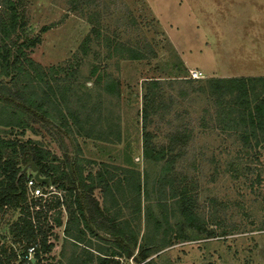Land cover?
Segmentation results:
<instances>
[{
	"label": "rangeland",
	"instance_id": "obj_1",
	"mask_svg": "<svg viewBox=\"0 0 264 264\" xmlns=\"http://www.w3.org/2000/svg\"><path fill=\"white\" fill-rule=\"evenodd\" d=\"M14 1L18 25L6 35L3 28L9 15L5 0H0V52L6 48L17 51L23 70L35 76L39 69L43 79L14 67L8 75L1 73L0 80L11 86L15 81L24 85L27 80V91L37 97L50 94L44 106L58 126L44 120H32L26 128L3 125L1 120L14 107L6 113L0 100V137L17 144L32 140L49 151L48 159L56 155L54 164L64 167L66 155L75 158L84 176H95L104 168L119 173L117 165L157 170L161 163L149 165L142 154L141 111L147 93L153 105L149 104L146 126L152 143L178 152L175 169L189 176L197 209L212 219L214 236L176 240L142 261L112 256L109 264H115L114 260L142 264L149 259L153 264H264V150L253 148L245 154L236 132L222 129L215 120V97L208 92L206 81L212 76L264 75V0ZM35 37L38 41L31 45ZM136 50L141 57L131 58ZM190 68L202 70L204 77H190ZM109 76L118 80L120 94L106 87ZM151 78L158 79L154 86L145 81ZM17 155L21 160L20 148ZM239 155L251 162L250 173L233 175L225 169ZM42 185L46 200L58 197L69 202L65 189ZM129 187L124 185L126 190ZM129 194L126 205L125 196L120 195V204L125 205L121 214L131 219L130 227L139 228V240L145 231L147 243L153 242L151 236L158 242L162 234L155 233L154 223L147 226L144 213L140 219L134 217ZM94 195L105 210L109 198L99 187ZM171 202L169 212L176 205ZM65 206L47 212L44 226H51L48 240L54 247L38 264H57L60 259L69 264L78 258L96 264L99 256L118 249L115 236L105 228L92 221L86 226L88 213L68 223L67 235ZM155 211L160 208L155 206ZM21 212L19 207L0 208V242L17 252L23 241L13 235L12 225ZM56 216L61 217V225L55 223ZM170 217L174 223L175 217Z\"/></svg>",
	"mask_w": 264,
	"mask_h": 264
},
{
	"label": "trees",
	"instance_id": "obj_2",
	"mask_svg": "<svg viewBox=\"0 0 264 264\" xmlns=\"http://www.w3.org/2000/svg\"><path fill=\"white\" fill-rule=\"evenodd\" d=\"M5 3L9 16L3 33L9 35L18 25V5L14 0H5ZM87 39L88 37L84 39V43ZM37 41L38 37H35L31 40V45ZM19 47L18 45L17 49L21 51ZM82 48L85 51L86 47L82 45ZM130 57L139 58L141 53L136 50ZM22 66L17 51L6 48L0 52V75L1 73L8 75L12 68L17 67L18 72H25V75L35 79H43L42 71L39 69L34 68L36 71L34 76L29 70H23ZM157 80L145 79L151 86H154ZM105 81L107 88L111 87L117 94H120L117 79L109 76ZM206 81L208 92L215 97L217 106L215 120L222 124V129L236 132L242 144L243 153L249 154V150L253 148H257L256 152L264 150V75L212 76ZM23 82L25 84L20 85L15 81V85L11 86L0 80L2 109L7 113L9 107H14L12 113L7 117L4 115L5 117L1 120L2 124L26 128L30 127L32 120H44L58 126V123L51 117L49 108L44 106L50 94L37 97L36 94L27 91L25 85L28 81ZM257 82H261L260 87L257 86ZM154 99L152 96V101ZM149 104V95L146 93L143 95L141 111L142 154L149 165L161 163L157 170H150L146 167L141 171L134 166L117 165L115 168L120 170L119 173L104 168L99 170L95 176L92 173L84 176L82 167L78 165L75 158L66 155L68 164L64 167L54 164L53 161L57 159L56 155L48 159L46 154H49V151L32 143V140L17 144L12 139L0 137V208L10 206L21 209V215L13 222L12 232L15 237L19 238V241H23V248L18 252L12 247L7 249L0 242V264H38V261L43 259L47 253H51L54 247V243L48 240V228L51 226L45 227L44 222L48 218L47 212L50 208L65 206V204L69 213L64 227L67 235H70L68 223L74 221L76 223L80 217L88 213V218H85L87 227H90L89 222L92 221L115 236L118 249H112L99 256L96 264H109L112 256L122 255L132 256L136 261H142L161 247L170 245L176 240L197 239L216 234L215 230L210 227L212 225L210 216L207 217L204 212L197 209V198L192 194L188 185L189 176L175 169L174 162L178 152H172L171 146H156L152 143L151 133L146 127L151 113L150 105L152 104ZM17 109L19 114H16ZM58 112L63 115L60 109ZM70 140L73 142L74 138ZM18 148L23 155L21 160L17 155ZM31 159L41 167L42 175L49 177L50 184H57L58 187L68 192L69 202L67 199L58 197L50 201L42 196L28 198L26 182L31 172L26 174V171L21 172V169ZM235 160L237 161H229L225 169L231 171L233 175L251 172V162H247L240 155ZM259 176L260 174H257L256 177ZM125 184L127 187L130 186L129 190L124 188ZM97 187L101 189L104 197L109 198L110 204L105 206V210L100 208L98 199L94 195V189ZM128 193L133 196L130 200L134 201L131 211L134 217L140 219L144 213L146 225L154 223L155 233L162 234L158 242H154V236H151L153 242L147 243L146 236L148 235L145 231L141 233L139 240V228L130 227L131 219L121 214L122 207H125L127 203L125 199L128 198ZM153 193L155 197H152ZM120 195L125 196L124 199L122 197L125 200L123 206L120 204L122 201ZM143 198L144 204L142 203ZM41 200L44 202L42 203ZM210 200L211 204L215 201L214 197ZM171 201L176 205L169 212L167 208L172 203ZM36 204L41 207L33 208ZM114 205L117 208L111 210L110 207ZM155 206L160 208V212L155 211ZM110 210L111 212L107 214ZM170 216L175 217L174 223L171 222ZM54 221L58 225L62 224L60 216H56ZM91 231L93 232L92 229ZM31 247L33 254L30 256L29 248ZM14 259H17L15 260L17 262H14ZM90 261L78 258L74 263L69 264H87ZM114 262L118 264V260ZM57 264L68 263L60 259ZM142 264H153V262L149 259Z\"/></svg>",
	"mask_w": 264,
	"mask_h": 264
},
{
	"label": "built area",
	"instance_id": "obj_3",
	"mask_svg": "<svg viewBox=\"0 0 264 264\" xmlns=\"http://www.w3.org/2000/svg\"><path fill=\"white\" fill-rule=\"evenodd\" d=\"M190 77L192 78H201L204 77V73L202 70L200 69H196V68H190ZM45 183H40L38 182L34 176H33V172L31 171V175L28 176L27 182H26V193L28 194V196L30 197H38V196H45L46 192L43 189V185ZM50 186L53 187L50 183L49 184H45V187ZM50 191H48L47 193H49ZM45 198V197H44ZM32 247L29 248V253L31 254L32 252Z\"/></svg>",
	"mask_w": 264,
	"mask_h": 264
},
{
	"label": "water",
	"instance_id": "obj_4",
	"mask_svg": "<svg viewBox=\"0 0 264 264\" xmlns=\"http://www.w3.org/2000/svg\"><path fill=\"white\" fill-rule=\"evenodd\" d=\"M27 170H31L33 172V176L38 182L45 184L50 183L49 177L42 175L41 167L37 165L32 159L22 167L21 172Z\"/></svg>",
	"mask_w": 264,
	"mask_h": 264
}]
</instances>
